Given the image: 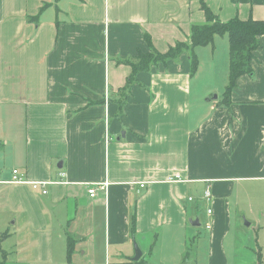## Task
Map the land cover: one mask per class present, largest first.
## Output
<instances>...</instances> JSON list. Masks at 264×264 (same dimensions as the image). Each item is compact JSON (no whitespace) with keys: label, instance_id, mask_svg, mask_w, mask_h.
Instances as JSON below:
<instances>
[{"label":"crops","instance_id":"1","mask_svg":"<svg viewBox=\"0 0 264 264\" xmlns=\"http://www.w3.org/2000/svg\"><path fill=\"white\" fill-rule=\"evenodd\" d=\"M202 2L221 22L264 20V0ZM204 21L199 0H0V243L13 239L16 264H188L202 253L228 264L226 242L241 248L243 239L260 264L264 37L226 102L212 95L228 67L220 36L194 49V74L181 53L128 81L141 55L187 43ZM14 170L67 184L42 194L11 184ZM98 183L106 190L90 198L87 185ZM240 193L250 196L248 217Z\"/></svg>","mask_w":264,"mask_h":264},{"label":"trees","instance_id":"2","mask_svg":"<svg viewBox=\"0 0 264 264\" xmlns=\"http://www.w3.org/2000/svg\"><path fill=\"white\" fill-rule=\"evenodd\" d=\"M201 10L204 13L205 21L200 25H194L191 28L187 43H176L166 53L160 54L150 51L141 55L136 64H132L133 77L141 72L148 71L158 63H166L169 60L176 59L181 53H185L190 62L192 73H196L198 60L194 53L197 47L211 45L215 36H226L228 40V80L224 89V102L236 87V84L243 76L252 73L253 54L259 48L260 38L264 37V20L254 21L248 19L242 21L234 18L227 22H221L218 17L212 13L202 0H199ZM152 49V48H151ZM227 104V103H225Z\"/></svg>","mask_w":264,"mask_h":264},{"label":"rangeland","instance_id":"3","mask_svg":"<svg viewBox=\"0 0 264 264\" xmlns=\"http://www.w3.org/2000/svg\"><path fill=\"white\" fill-rule=\"evenodd\" d=\"M221 38L227 39L226 36H220V39ZM206 55H207V53L205 54V56ZM217 57H219V59L222 57V49L221 48H219L218 51H217ZM207 60L210 61V58H208ZM203 65L204 66H207V63L203 62ZM228 65H229V60H228ZM203 75L204 76H207V77H210V72H209V70L207 68L204 70V74ZM227 75H228V67L225 68L223 66H220V69H219V71L217 73V76H216V82H217L216 84L219 85V86L218 87L214 86V90L215 91L212 94L213 96H215V94L218 96V100L216 102H221V100L224 99L223 93H224V89H225V87H226L227 84H225L224 87H223V85H224V83L227 80ZM0 112H1V109H0ZM2 122L0 120V128L2 127L1 126L2 125ZM0 136H1V134H0ZM6 165H8V163H0V166L1 167H5ZM10 170L12 171V169H10ZM174 179L176 181H180L181 180L180 176H178V175L175 176ZM250 188H251V186L249 185L248 182L243 183L240 186V189L243 192L247 193V194L249 193ZM249 198H250L249 195H246V194L244 195V194L240 193L238 195V200H237V203L240 205V208L238 210L241 211V212H243L247 217L250 214V210H249V207H248V205H249ZM199 218H200V220H202V214L201 213L199 214ZM2 219L3 218L0 216V220H2ZM242 221H243V223L239 227V236L248 238L247 235H246L247 234V231L244 228V227H247L246 223H248V221L247 220H242ZM204 225H202V223H201V227L203 229L201 227L198 229V231L200 232V234H194L195 237L193 236V239L191 238L192 245L195 244L194 243L195 241H198V238L199 237H202V238L205 237V228H204ZM259 235L261 236V233ZM248 240L249 239H243V241H246V243L241 248L240 247L237 248V246L236 247L229 248L227 246V242H226V250L228 251L229 254H231L230 260H229L228 264H254L250 260L249 256L251 254L255 253V252L257 253V251H256L257 248L256 247L254 248L253 247V244L251 242H249ZM262 243H263L262 241L259 242L260 246L262 245ZM11 244H12V246H14L13 239L12 240H8V241L7 240L6 241H2L0 243V247H1L2 251L6 253V256H5V259H4V254L0 252V262L3 261L4 264H16L15 263V258H13L11 256L9 257L8 256L9 253H7V252H10V246H11ZM201 244H203V242H197L196 248H195V252H194L195 255L199 252L198 251V248H199V245H201ZM256 256H257V262H260V264H264V252H263V255L256 254ZM195 258L197 260L196 259H193V258H190L188 264H208L207 261H206V258H205V253H202V255H200L198 257L195 256Z\"/></svg>","mask_w":264,"mask_h":264},{"label":"built area","instance_id":"4","mask_svg":"<svg viewBox=\"0 0 264 264\" xmlns=\"http://www.w3.org/2000/svg\"><path fill=\"white\" fill-rule=\"evenodd\" d=\"M13 175V179L11 180V184H15V185H29L31 187V189L36 190V191H40L42 194H46L47 193V186L48 185H58V184H67L64 180H58V181H52V182H29L24 180L18 173V171L14 170L12 172ZM64 176V174H60V177L62 178ZM169 182H175L176 180L173 179H169ZM107 183H98V184H93V185H87V193L89 195L90 198H95L97 195V191L98 190H106L107 187ZM140 188H143L144 185H139ZM203 200L205 201V203L209 206L212 203V195L210 193V191H205L203 193ZM189 201H191L192 199L189 198ZM212 214V210L210 207H208L206 209V215L207 217L210 218ZM207 229L210 228V225H207L206 227Z\"/></svg>","mask_w":264,"mask_h":264},{"label":"water","instance_id":"5","mask_svg":"<svg viewBox=\"0 0 264 264\" xmlns=\"http://www.w3.org/2000/svg\"><path fill=\"white\" fill-rule=\"evenodd\" d=\"M214 98H216V97L214 96ZM135 256H136L135 259H137L140 256V252L138 249L136 250Z\"/></svg>","mask_w":264,"mask_h":264}]
</instances>
